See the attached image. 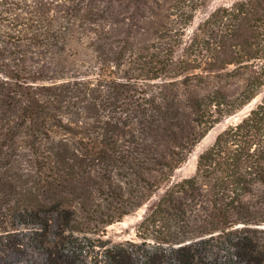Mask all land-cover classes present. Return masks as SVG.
<instances>
[{
    "label": "trees",
    "instance_id": "1",
    "mask_svg": "<svg viewBox=\"0 0 264 264\" xmlns=\"http://www.w3.org/2000/svg\"><path fill=\"white\" fill-rule=\"evenodd\" d=\"M205 1L0 0L3 148L26 138L65 179L100 171L120 184L125 208L139 207L215 123L264 87V0L216 9L174 59ZM259 186L264 98L216 137L137 232L159 248L215 240L217 252L225 246L240 259L226 239L238 225L263 224L251 203Z\"/></svg>",
    "mask_w": 264,
    "mask_h": 264
},
{
    "label": "rangeland",
    "instance_id": "2",
    "mask_svg": "<svg viewBox=\"0 0 264 264\" xmlns=\"http://www.w3.org/2000/svg\"><path fill=\"white\" fill-rule=\"evenodd\" d=\"M240 1L244 0H206L175 48L174 59L182 57L212 12ZM231 84L228 90H236V82ZM176 90L181 96L189 92L179 86ZM263 98L264 87L248 104L222 117L171 176L131 211L118 199L120 184L113 179L108 182L100 171L82 173L91 178L65 179L58 169L41 161L43 153L29 148L26 138L17 139L14 150L3 148L5 142L0 140V264H264V222L238 225V231L226 239L239 249L240 259L225 246L217 252L215 240L201 238L159 248L137 232L147 210L164 192L191 178L198 157ZM251 203L264 221V187H257Z\"/></svg>",
    "mask_w": 264,
    "mask_h": 264
}]
</instances>
